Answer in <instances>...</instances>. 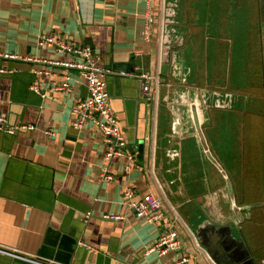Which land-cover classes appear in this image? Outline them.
Segmentation results:
<instances>
[{
	"label": "crops",
	"instance_id": "1",
	"mask_svg": "<svg viewBox=\"0 0 264 264\" xmlns=\"http://www.w3.org/2000/svg\"><path fill=\"white\" fill-rule=\"evenodd\" d=\"M181 1L0 0L3 53L41 61L69 60V55L53 47L38 46L48 37L92 48L99 65L110 72L106 82L111 108L134 156L133 162L125 158L106 162L104 137L97 127L90 123L82 130L74 128L73 108L88 96L80 71L48 68L29 60H0L6 71L0 74V115L11 126L33 128L13 136L0 132L2 249L55 264H175L183 257L193 264H215L194 234L198 225L193 218L198 212L210 219L206 207L188 208L183 195L199 199V204L203 198L214 201L220 180L214 179L213 187L207 181L198 187L197 178L191 186L183 185L186 161L192 169L211 172L213 167L188 119L181 124L176 116L183 109L175 101L182 93L200 96L205 91L216 105L204 109L208 123L203 129L214 157L232 180L236 200L242 199L238 206L243 216L248 217L241 226L233 221L238 235L245 241L241 233L250 217L261 221L264 203L248 213L244 189L234 177L236 150L224 139L231 130H220L223 140L213 134V120L229 119L237 111L228 98L235 96L221 88L218 71L208 68V58L201 50L203 38L197 31L207 22L182 16ZM116 65L128 66L133 72H116ZM68 74L71 90H52ZM143 74L160 79L158 94L151 101L141 90ZM35 84L46 92L45 97L31 90ZM215 110L218 118L212 114ZM106 175L113 179L106 180ZM162 184L168 185L169 203ZM128 189L135 193L131 200L125 198ZM146 194L160 199L164 221L149 223L129 207L130 201L139 202ZM229 206L226 213L232 211ZM170 228L179 235L181 251L151 252ZM254 257L264 264V255ZM0 264L30 263L0 253Z\"/></svg>",
	"mask_w": 264,
	"mask_h": 264
},
{
	"label": "rangeland",
	"instance_id": "2",
	"mask_svg": "<svg viewBox=\"0 0 264 264\" xmlns=\"http://www.w3.org/2000/svg\"><path fill=\"white\" fill-rule=\"evenodd\" d=\"M180 8L183 9L182 16L197 17L201 23L207 22L197 32L198 37L203 38L201 50L208 58V68L218 71L221 79L219 83H223L221 88L227 89L238 99L237 105L241 109L230 113L229 119L213 120L216 127H212L213 134L215 138L223 140L224 132L220 130H231L230 137L224 139L236 150L233 158L234 177L237 176L244 189L245 204L257 211V206L264 203V0H183ZM212 114L215 118L219 117L217 110ZM220 116L223 118L227 114ZM207 123L208 120H204L203 126ZM207 161L213 167L211 172L208 168L200 169L197 166V169H192L190 161L183 163L182 182L186 187L191 186L189 183L197 178L199 182L195 184L198 187H203L205 181L209 187H213L216 186L213 180L219 177V191H216V196L211 194V198L215 196L217 199L212 201L203 198L200 200L202 204H199V199L191 200L192 198L183 195V202L188 208L205 206L203 209L208 213L207 217L214 223L233 225V221H237L234 220L232 211L228 210L226 213L224 210L231 205L226 179L209 159ZM191 170L193 175L190 174ZM162 185L163 196L168 202V185ZM235 194L237 197V192ZM241 201L240 198L236 200L237 204ZM171 209L176 213V209ZM248 213L252 214V210ZM261 213V221L259 218L252 221L250 217L247 220L250 223L241 233L247 247L255 254L251 255L256 258L264 255V207ZM241 225L243 222L239 224Z\"/></svg>",
	"mask_w": 264,
	"mask_h": 264
},
{
	"label": "built area",
	"instance_id": "3",
	"mask_svg": "<svg viewBox=\"0 0 264 264\" xmlns=\"http://www.w3.org/2000/svg\"><path fill=\"white\" fill-rule=\"evenodd\" d=\"M152 19H150L151 21ZM39 47H53L60 54H67L70 56L69 60L65 61H46L39 59H25L17 54L3 53L0 48V60H29L37 63H43L48 68L62 67L66 70L80 71L85 86L88 90L86 99L77 102L73 108V113L76 115L73 126L75 129L82 130L90 123H93L99 132L104 137L106 152L104 160L111 161L114 158H125L130 162L134 161L133 153L128 148V143L123 134L116 117L111 108V97L107 89L106 77L109 71L101 67L98 59L94 55V51L90 46H77L54 37H48L40 40ZM6 71L0 67V74ZM47 74L48 72H44ZM141 90L147 101H151L153 94H158L160 79L151 75H141ZM71 77L68 74L65 76L62 85L54 87L52 90L69 92ZM31 90L45 97V91L38 85H33ZM179 121L177 122V124ZM22 129H33L32 127L11 126L7 119L0 115V132L6 135L13 136ZM105 172L106 169H104ZM105 179L111 181V175H106ZM125 198L131 200L134 198V191L126 190ZM163 204L154 194H146L139 202L130 201L129 207L140 218L145 219L149 223H159L164 221L165 214L163 211ZM89 215L87 216V218ZM80 246L89 248L85 243H80ZM92 250L91 248H89ZM182 245L179 240V235L174 229H167L163 232L158 241L150 248V251H157L160 254L168 251H181ZM0 253L18 259L20 261L29 262L32 264H55L52 262L42 263L38 261L37 257H26L15 252L4 250L0 247ZM175 264H193L187 257L181 258Z\"/></svg>",
	"mask_w": 264,
	"mask_h": 264
},
{
	"label": "water",
	"instance_id": "4",
	"mask_svg": "<svg viewBox=\"0 0 264 264\" xmlns=\"http://www.w3.org/2000/svg\"><path fill=\"white\" fill-rule=\"evenodd\" d=\"M114 70L116 72L124 71L128 74L133 72L132 68L119 65H116ZM211 97L205 91H202L200 96H195L193 92L178 94L175 101L177 103H181L183 109H178L176 111V116L181 124L185 123L186 118L188 119L197 134L206 158L209 159V161L221 171L224 178L226 179L227 189L232 204V211L235 218L237 219V223L240 224L248 217L245 218V216H243V208L238 206L236 202L235 190L232 180L226 169L214 157L203 129L204 109L216 106L214 103H212ZM194 234L196 235L200 245L206 250L215 264H258L255 258L251 255V252L245 241L243 239L236 238L234 236L232 227L229 225L222 226L207 219L195 228ZM38 261L42 263H48L41 259Z\"/></svg>",
	"mask_w": 264,
	"mask_h": 264
},
{
	"label": "flooded vegetation",
	"instance_id": "5",
	"mask_svg": "<svg viewBox=\"0 0 264 264\" xmlns=\"http://www.w3.org/2000/svg\"><path fill=\"white\" fill-rule=\"evenodd\" d=\"M228 98H230V101H231V103H230V106H232L233 107V109H237L238 110V108L239 109H241L240 108V106L239 105H237L238 104V99H236V98H234V99H236V101L235 102H233L234 101V99L233 98H231V97H228ZM222 103V102H221ZM235 107V108H234ZM239 111V110H238ZM251 210H253L252 208H250V211ZM197 220H198V218H197ZM207 220V218H204L203 217V221L202 222H204V221H206ZM200 222H201V220H200ZM201 222V223H202ZM217 224V223H216ZM221 225V224H220ZM223 226V225H222ZM230 227H232V229H233V233H234V236L236 237V238H238V239H241V237L238 235V230L236 229V227L235 226H231V225H229Z\"/></svg>",
	"mask_w": 264,
	"mask_h": 264
},
{
	"label": "trees",
	"instance_id": "6",
	"mask_svg": "<svg viewBox=\"0 0 264 264\" xmlns=\"http://www.w3.org/2000/svg\"><path fill=\"white\" fill-rule=\"evenodd\" d=\"M239 109V108H238ZM240 110V109H239ZM198 218V220H197ZM193 220L196 221V224L199 225L202 221H203V216L202 215H199V212L196 214V216L193 218ZM201 220V222H200Z\"/></svg>",
	"mask_w": 264,
	"mask_h": 264
}]
</instances>
